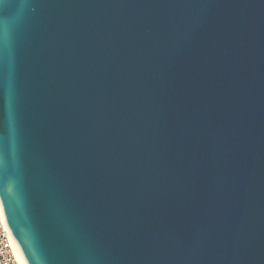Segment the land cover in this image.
<instances>
[{
  "label": "water",
  "instance_id": "water-1",
  "mask_svg": "<svg viewBox=\"0 0 264 264\" xmlns=\"http://www.w3.org/2000/svg\"><path fill=\"white\" fill-rule=\"evenodd\" d=\"M0 202L27 264H264V0H0Z\"/></svg>",
  "mask_w": 264,
  "mask_h": 264
},
{
  "label": "built area",
  "instance_id": "built-area-1",
  "mask_svg": "<svg viewBox=\"0 0 264 264\" xmlns=\"http://www.w3.org/2000/svg\"><path fill=\"white\" fill-rule=\"evenodd\" d=\"M17 246L4 219L0 202V264H27L18 257Z\"/></svg>",
  "mask_w": 264,
  "mask_h": 264
},
{
  "label": "bare ground",
  "instance_id": "bare-ground-1",
  "mask_svg": "<svg viewBox=\"0 0 264 264\" xmlns=\"http://www.w3.org/2000/svg\"><path fill=\"white\" fill-rule=\"evenodd\" d=\"M17 251H18V257L20 258V260L23 261V262H26L23 254H22V252H21V250L19 248V246H17Z\"/></svg>",
  "mask_w": 264,
  "mask_h": 264
}]
</instances>
